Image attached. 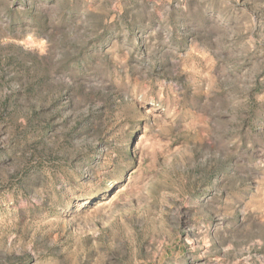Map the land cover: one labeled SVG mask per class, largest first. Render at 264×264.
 Listing matches in <instances>:
<instances>
[{"label":"rangeland","instance_id":"obj_1","mask_svg":"<svg viewBox=\"0 0 264 264\" xmlns=\"http://www.w3.org/2000/svg\"><path fill=\"white\" fill-rule=\"evenodd\" d=\"M0 264H264V0H0Z\"/></svg>","mask_w":264,"mask_h":264}]
</instances>
